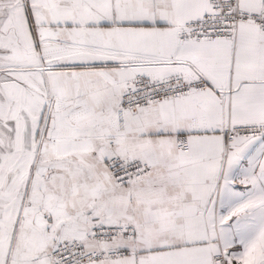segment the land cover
<instances>
[{
    "label": "snow or ice",
    "instance_id": "6c2138e0",
    "mask_svg": "<svg viewBox=\"0 0 264 264\" xmlns=\"http://www.w3.org/2000/svg\"><path fill=\"white\" fill-rule=\"evenodd\" d=\"M0 264H264V0H0Z\"/></svg>",
    "mask_w": 264,
    "mask_h": 264
}]
</instances>
